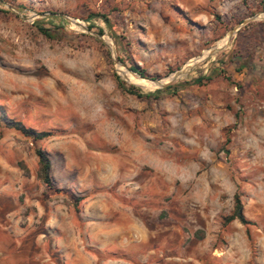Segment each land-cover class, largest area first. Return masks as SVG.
<instances>
[{
    "label": "rangeland",
    "instance_id": "rangeland-1",
    "mask_svg": "<svg viewBox=\"0 0 264 264\" xmlns=\"http://www.w3.org/2000/svg\"><path fill=\"white\" fill-rule=\"evenodd\" d=\"M4 114L0 264H264V0H0Z\"/></svg>",
    "mask_w": 264,
    "mask_h": 264
},
{
    "label": "trees",
    "instance_id": "trees-1",
    "mask_svg": "<svg viewBox=\"0 0 264 264\" xmlns=\"http://www.w3.org/2000/svg\"><path fill=\"white\" fill-rule=\"evenodd\" d=\"M99 16L102 17L107 24L110 23L107 15L99 14ZM36 26L38 30L42 34H44L46 37H49V38L54 37V34L51 33V30L49 27L39 22L36 23ZM88 27L91 28L92 26H88ZM98 30H99V33H103L102 28H98ZM112 38L117 44L119 43V40L117 39L116 36L112 35ZM119 59L130 71L136 72L140 74L142 77H148L144 69L140 68L137 65L132 64L131 62H125L122 58H119ZM242 67H243V63H241L238 67H236L237 71H240ZM115 79H116L118 87L121 90L126 91L129 94L136 96L138 99L159 98L162 93L167 92L168 90H171V89H176L177 87L176 84H168L164 88H158L152 92H143L134 85H126L124 81L120 79L118 75H115ZM203 79H206V80L210 79V75L198 77L194 79L193 81L194 83L200 84L202 83ZM189 83H190L189 81H184L182 85H187ZM0 119L2 121L1 123H3L4 125L13 127L21 131L22 133L28 136H31L34 139H40L43 136L47 135V132H37L35 129L25 126L21 121L7 117V115L5 114ZM36 154L38 156V163H39L38 176L41 178L43 183H45L47 186H51L52 177L50 176L51 162H50L49 156L47 152L41 148L36 149ZM234 199H235L234 210L230 215L225 217V221L229 222L234 219H237L242 224H249L250 221L247 220L243 214V205H242L239 194H235Z\"/></svg>",
    "mask_w": 264,
    "mask_h": 264
},
{
    "label": "water",
    "instance_id": "water-1",
    "mask_svg": "<svg viewBox=\"0 0 264 264\" xmlns=\"http://www.w3.org/2000/svg\"><path fill=\"white\" fill-rule=\"evenodd\" d=\"M216 49H218V48H214L213 50H216ZM139 75V74H138ZM142 77V76H141ZM143 78V77H142Z\"/></svg>",
    "mask_w": 264,
    "mask_h": 264
}]
</instances>
